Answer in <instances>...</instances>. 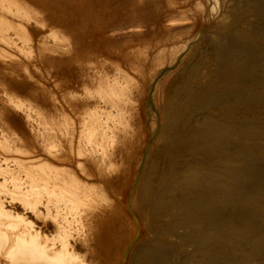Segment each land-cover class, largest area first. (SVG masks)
<instances>
[{
	"label": "bare ground",
	"instance_id": "1",
	"mask_svg": "<svg viewBox=\"0 0 264 264\" xmlns=\"http://www.w3.org/2000/svg\"><path fill=\"white\" fill-rule=\"evenodd\" d=\"M228 1L0 0V264L170 263L166 242L199 229L221 181L187 162L214 135L176 138L166 119L203 83L191 42L236 22Z\"/></svg>",
	"mask_w": 264,
	"mask_h": 264
},
{
	"label": "rangeland",
	"instance_id": "2",
	"mask_svg": "<svg viewBox=\"0 0 264 264\" xmlns=\"http://www.w3.org/2000/svg\"><path fill=\"white\" fill-rule=\"evenodd\" d=\"M230 1L232 0H229L228 3L231 4ZM234 2L237 3L238 7L234 24L229 25L228 28L227 26H222L224 29L216 27L218 29L214 28V30L219 36L216 35L213 38L209 35H202L190 44V47L194 46V48L192 47L194 56L187 72L190 74L198 72L196 76L203 75L200 81L203 80L202 82L205 86H203V83H200L201 85L198 84L199 80L196 82L191 81L190 86L189 84L187 86L188 88H183V90L185 89L184 91L176 92V100H173V105H178L177 111L173 115L182 114V118L185 117L186 120L185 118L180 120L178 118L179 115L173 116L172 113L166 119V128L171 134H174L173 137L181 136L180 124H185L184 129L188 130V132L196 130L199 133L201 131L204 133L207 131L210 136L214 135L211 138L216 142L218 141L217 143L214 141L215 146L218 145V149L215 147L211 157L198 155L197 158L199 159H196L193 154H190L187 162L198 160L200 165L203 164L202 166L209 165L211 167L210 170L217 173L214 175V183L217 181L216 184H218L221 181L220 184H215L218 186L215 192L218 196L213 193H210L212 194L211 196L205 193L200 196V201L203 204L201 206L203 207L200 212V217L202 218L199 229L191 231V233L187 232L182 237L173 236L169 242H166V246L172 247V250L168 252L169 264H264V240H262L264 239V215L261 214H264L262 208L264 207V0H234ZM141 6L139 5L135 9H131V6H129V11L143 12ZM172 11L176 12V10L166 9V19L170 17V13H173ZM147 12L153 14L151 9ZM134 19L135 17L133 21ZM173 28L185 30L188 26L176 25ZM195 62H199L195 66H199L201 69L195 66L196 69H193ZM191 89L197 92L193 93ZM189 91L192 93L190 94ZM200 122L201 124H199ZM13 125H16L18 129H22L26 137L30 135L27 124ZM0 126H2L1 121ZM177 129L179 130L177 131ZM215 129L217 131H214ZM219 130L220 132H218ZM227 131H229L230 136ZM202 133L201 136H203ZM220 133H226V138L232 136V140L231 138L230 140L225 137L221 138L224 141L226 139L228 145L223 140H218L220 136H224V134L221 135ZM218 143H220L221 149ZM185 145L188 146V144ZM223 145L226 147L224 148ZM205 146L203 143H196L195 145V147L202 150H204ZM16 152L24 156L29 155L20 151ZM204 152L207 153L206 150ZM177 165L180 166L178 168H181L184 164L177 163ZM228 170L229 172H226ZM231 171H235L233 173L236 175ZM224 180L225 182L230 181L229 184L233 183L234 186L232 187L228 183L223 182ZM219 185H223L221 186L223 189ZM224 187L226 190H224ZM228 187L229 190H227ZM230 187L233 188V192ZM218 188L223 191L221 190L220 192ZM229 191H231V194ZM203 195L211 198L203 197ZM226 195L230 197L228 198ZM224 197H227L228 200ZM201 198L203 199L201 200ZM204 200L211 201V204ZM260 206L261 209L259 210ZM261 210L263 211L260 212ZM212 211L215 212L214 215L207 216ZM203 212L206 214L204 215ZM255 213L257 216H255ZM253 214L255 217H252ZM258 217H261L259 218L260 220L257 219ZM249 224L252 225L249 226ZM181 232L185 233V230L182 229ZM257 236L259 237L256 238ZM181 243H186L185 247H183L185 249L179 248Z\"/></svg>",
	"mask_w": 264,
	"mask_h": 264
}]
</instances>
